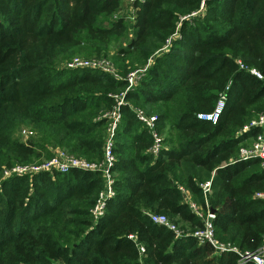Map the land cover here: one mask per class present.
I'll list each match as a JSON object with an SVG mask.
<instances>
[{
    "label": "trees",
    "instance_id": "obj_1",
    "mask_svg": "<svg viewBox=\"0 0 264 264\" xmlns=\"http://www.w3.org/2000/svg\"><path fill=\"white\" fill-rule=\"evenodd\" d=\"M203 1V16L182 19ZM78 56L107 59L114 73L63 67ZM148 62L125 90L127 75ZM227 86L219 119H199ZM117 107L115 194L98 219L100 171L4 176L56 149L101 162ZM134 108L156 117V155ZM262 113L264 0H0V264H239L191 235L204 225L185 191L214 210L220 242L240 251L264 244V199L254 197L264 167L259 158L231 162L259 128L239 131Z\"/></svg>",
    "mask_w": 264,
    "mask_h": 264
},
{
    "label": "built area",
    "instance_id": "obj_2",
    "mask_svg": "<svg viewBox=\"0 0 264 264\" xmlns=\"http://www.w3.org/2000/svg\"><path fill=\"white\" fill-rule=\"evenodd\" d=\"M129 2H133L135 0H128ZM143 1V0H138ZM205 11L204 1L201 3L198 10L191 12L183 18L188 17H199L203 16ZM178 34L174 33V37H176ZM170 45V39L167 40V44L163 46V49L166 50V48ZM150 62V60H149ZM148 62L147 65H145L143 68L135 70L133 72H130L126 79L128 81V85L125 90L130 89L132 86L135 85L133 83V76L136 72H144L148 65L150 64ZM241 68H245L242 64H240ZM63 67L68 69H75V68H94L99 69L104 72L108 73H114V69L112 65L109 63L107 59L101 58V59H85L80 57H75L71 61L65 63ZM247 71L254 76H256L259 79H262L263 76L261 73L255 69V68H248ZM229 86L225 88V90L219 95L214 108L210 112H204L199 113L197 117L202 120L210 121L211 123H215L220 115L222 114L225 103L227 100V90ZM119 104L124 103L123 96L120 97ZM135 111V117L136 119L152 134L153 137V145L150 148V151L156 155L159 151V148L161 147V135L158 132L155 121L156 117L154 115H147L142 109L140 108H134ZM109 128H108V136L105 141L104 145V159L101 162H90L86 161L84 159L75 158L70 155H67L64 151L56 149L55 154L43 161L42 163L38 165H31V166H16L12 168L10 171H6L4 176H9L13 174H27V173H34L38 171H59V172H67L71 168H79L82 170H90V171H100L102 177L104 178V188L99 194V198L97 200V203L95 204L93 208V214L96 219L101 217L105 211V205L106 201L113 197L115 194L113 181V171L111 170V167L114 163L115 156L112 153V147H113V135L116 128L117 123L120 120V112L119 107L115 108L114 111H112L109 114ZM252 127L259 128L257 134L254 136V139L251 140V142L247 145L240 146L237 157L234 159H231L233 161L236 160H246L250 158H259L260 164L262 167H264V113L260 114L258 117L252 119L249 123L244 125L242 129L239 131V134L248 131ZM31 134L30 131H26L24 129L20 130V136L22 135L23 138H27ZM202 191L204 195H207L210 193V182L206 181L201 184ZM186 198L189 201V205L191 209L195 212V214L202 218L203 220V228L201 229H195L192 231L191 235L194 236L199 243H209L213 249L215 250V253L220 254L223 252H233L237 256V261L239 264H264V244L259 246L256 250L253 251H240L236 247L220 242L216 236H215V230L212 223V220L214 219L215 214L210 212V209H207V211L203 212L200 205L196 204L195 202L190 200V195L187 191ZM254 197L264 199V191H258L254 194ZM149 217L152 222L160 224L174 232L176 236L184 235L182 233V230L179 228L177 224H175L173 221L169 219V217L162 213H150ZM141 251H143V248H140Z\"/></svg>",
    "mask_w": 264,
    "mask_h": 264
},
{
    "label": "rangeland",
    "instance_id": "obj_3",
    "mask_svg": "<svg viewBox=\"0 0 264 264\" xmlns=\"http://www.w3.org/2000/svg\"><path fill=\"white\" fill-rule=\"evenodd\" d=\"M130 11H134V9H132V10H130ZM168 49V48H167ZM79 57V56H78ZM80 58H83V57H80ZM151 64V63H150ZM150 64L148 65V66H150ZM148 68V67H147ZM144 72H140V71H138V72H136L135 74H134V76H133V83H135V85H137V82H138V80L140 79V77L142 76V74H143ZM20 133V132H19ZM19 135V134H18ZM20 136V135H19ZM20 137H23L22 135L20 136ZM24 139H26V138H24ZM254 139V137H252V139L251 140H253ZM251 140H250V142H251ZM249 142V143H250ZM247 141H245V144L244 145H248L249 144ZM242 146V145H241ZM45 160H47L46 158H42V159H40L38 162L39 163H33V164H30V165H38V164H40V163H42L43 161H45ZM29 165V166H30Z\"/></svg>",
    "mask_w": 264,
    "mask_h": 264
},
{
    "label": "water",
    "instance_id": "obj_4",
    "mask_svg": "<svg viewBox=\"0 0 264 264\" xmlns=\"http://www.w3.org/2000/svg\"><path fill=\"white\" fill-rule=\"evenodd\" d=\"M210 212H211V213H214V210H213V209H210Z\"/></svg>",
    "mask_w": 264,
    "mask_h": 264
},
{
    "label": "crops",
    "instance_id": "obj_5",
    "mask_svg": "<svg viewBox=\"0 0 264 264\" xmlns=\"http://www.w3.org/2000/svg\"><path fill=\"white\" fill-rule=\"evenodd\" d=\"M181 225V223H179Z\"/></svg>",
    "mask_w": 264,
    "mask_h": 264
}]
</instances>
